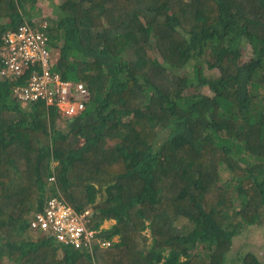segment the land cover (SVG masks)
I'll use <instances>...</instances> for the list:
<instances>
[{
	"label": "trees",
	"instance_id": "obj_1",
	"mask_svg": "<svg viewBox=\"0 0 264 264\" xmlns=\"http://www.w3.org/2000/svg\"><path fill=\"white\" fill-rule=\"evenodd\" d=\"M38 2L0 0L1 50ZM54 12V71L90 98L66 119L0 79V264H225L238 230L264 227V0H63ZM57 196L111 244L34 236L29 219ZM244 264L262 262L252 251Z\"/></svg>",
	"mask_w": 264,
	"mask_h": 264
},
{
	"label": "built area",
	"instance_id": "obj_2",
	"mask_svg": "<svg viewBox=\"0 0 264 264\" xmlns=\"http://www.w3.org/2000/svg\"><path fill=\"white\" fill-rule=\"evenodd\" d=\"M34 29L27 25L21 26L7 39L11 59L17 61L22 58L25 69L32 65L29 67L31 72L23 78V85L14 89L16 97L27 103L45 101L47 105L56 106L66 118L81 114L88 106V90L83 84L72 85L61 81L59 75L51 70L47 37L41 30ZM50 181H54V177ZM89 223V210L78 212L59 196L48 199L44 208L29 219L30 229L35 234H45L57 243L79 250L87 247L91 251L94 242L109 246L111 242L102 241L97 236L98 229L91 228Z\"/></svg>",
	"mask_w": 264,
	"mask_h": 264
},
{
	"label": "rangeland",
	"instance_id": "obj_3",
	"mask_svg": "<svg viewBox=\"0 0 264 264\" xmlns=\"http://www.w3.org/2000/svg\"><path fill=\"white\" fill-rule=\"evenodd\" d=\"M62 1L63 0H39L35 9L30 10L29 7H25L24 12L28 16L31 14L33 20L40 19L49 24L51 19L49 20L45 18V16L55 17L54 11ZM114 223V220L105 221L100 226V229L109 228ZM178 226L188 230L189 223L185 219H181L178 221ZM34 236H36V234ZM117 239L118 237H115L113 240ZM252 251L257 253L260 262L264 264V227L261 225H244L241 230L237 231L232 239L231 250L226 255L225 264H244V256Z\"/></svg>",
	"mask_w": 264,
	"mask_h": 264
},
{
	"label": "clouds",
	"instance_id": "obj_4",
	"mask_svg": "<svg viewBox=\"0 0 264 264\" xmlns=\"http://www.w3.org/2000/svg\"><path fill=\"white\" fill-rule=\"evenodd\" d=\"M22 11H23V16H22L23 17V22L20 23L19 27L15 31L9 32L3 37V41H5L6 45H4V46L2 45L1 46L2 50L0 48V79L1 80L7 79L10 83L13 84L12 91H13L14 96H16L15 92H14V89L16 87H18V86L23 85V82L20 83V81H23V78L26 77L31 72V69H29V67H32V65H30L28 68L25 69V64L22 63L23 62L22 58H18L17 61L11 59L12 57L10 55V47H9L8 41H7L9 35L14 33V32H16L21 26H25V25L30 26V27L35 28V29H39L45 34V30L48 29V25L51 23L50 22L48 24L46 21H41L40 19L33 20L32 17H31V14L28 16V15L24 14L25 13L24 10H22ZM45 36L47 37L46 34H45ZM47 40H48V37H47ZM46 46L49 49V52L51 54V62H52L51 70L54 73L58 74L60 80L63 81V82H69L72 85L83 84L84 87L88 90L89 98H90V91H89L88 87L86 86V84L83 81H75V80H70V79H63L60 73L54 71V68H53L54 53L49 48L48 41L46 42ZM16 66H22V67L16 68ZM19 71L21 72L20 74L18 73ZM89 98H88V101H89ZM21 102L27 103V102H24V101H21ZM38 102H41V103L45 104V106L48 107V108L55 107L57 109V112L63 117V115L59 112V110H58V108L56 106L47 105L45 101L30 102L29 104L38 103ZM63 118H66V117H63ZM72 118H74V117H72ZM72 118H66V119H72Z\"/></svg>",
	"mask_w": 264,
	"mask_h": 264
},
{
	"label": "bare ground",
	"instance_id": "obj_5",
	"mask_svg": "<svg viewBox=\"0 0 264 264\" xmlns=\"http://www.w3.org/2000/svg\"><path fill=\"white\" fill-rule=\"evenodd\" d=\"M110 221V220H109Z\"/></svg>",
	"mask_w": 264,
	"mask_h": 264
}]
</instances>
